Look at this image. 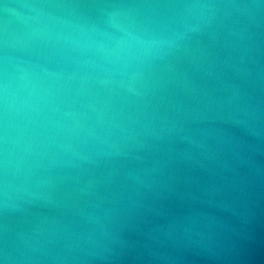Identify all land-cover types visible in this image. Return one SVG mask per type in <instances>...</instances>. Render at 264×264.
<instances>
[{"label": "water", "instance_id": "95a60500", "mask_svg": "<svg viewBox=\"0 0 264 264\" xmlns=\"http://www.w3.org/2000/svg\"><path fill=\"white\" fill-rule=\"evenodd\" d=\"M0 264H264V0H0Z\"/></svg>", "mask_w": 264, "mask_h": 264}]
</instances>
